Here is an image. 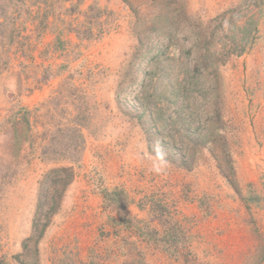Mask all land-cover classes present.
Returning a JSON list of instances; mask_svg holds the SVG:
<instances>
[{"label": "rangeland", "instance_id": "374dc122", "mask_svg": "<svg viewBox=\"0 0 264 264\" xmlns=\"http://www.w3.org/2000/svg\"><path fill=\"white\" fill-rule=\"evenodd\" d=\"M0 264H264V0H0Z\"/></svg>", "mask_w": 264, "mask_h": 264}, {"label": "clouds", "instance_id": "9594fccd", "mask_svg": "<svg viewBox=\"0 0 264 264\" xmlns=\"http://www.w3.org/2000/svg\"><path fill=\"white\" fill-rule=\"evenodd\" d=\"M156 159L152 161L151 170L157 174L162 173L165 170L166 162L163 161L159 150L156 152Z\"/></svg>", "mask_w": 264, "mask_h": 264}, {"label": "trees", "instance_id": "16d2710c", "mask_svg": "<svg viewBox=\"0 0 264 264\" xmlns=\"http://www.w3.org/2000/svg\"><path fill=\"white\" fill-rule=\"evenodd\" d=\"M42 209V208H41ZM41 209H40V211H41Z\"/></svg>", "mask_w": 264, "mask_h": 264}]
</instances>
